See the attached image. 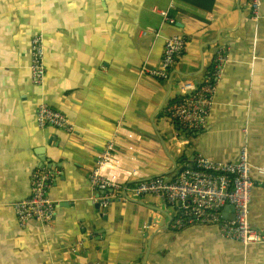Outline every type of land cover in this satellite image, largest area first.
<instances>
[{
	"label": "crops",
	"instance_id": "obj_1",
	"mask_svg": "<svg viewBox=\"0 0 264 264\" xmlns=\"http://www.w3.org/2000/svg\"><path fill=\"white\" fill-rule=\"evenodd\" d=\"M186 1L188 11L171 0H0V264H264V244L244 248L215 226L177 231L176 212L162 200L103 206L89 186L96 155L112 140L107 174L117 180H174L194 154L234 162L242 146L264 167V0L257 24L247 22L244 0ZM147 28L157 36L140 37ZM33 34L45 48L41 87L30 82ZM175 35L187 38L185 49L158 81L148 71ZM220 47L230 56L207 128L179 131L163 109L182 97L179 83L201 80ZM42 103L75 131L39 128ZM123 117L126 132L114 137ZM144 137L160 148L142 145ZM42 167L53 175L54 222L20 227L11 205ZM250 222L264 232V188L253 191Z\"/></svg>",
	"mask_w": 264,
	"mask_h": 264
},
{
	"label": "built area",
	"instance_id": "obj_2",
	"mask_svg": "<svg viewBox=\"0 0 264 264\" xmlns=\"http://www.w3.org/2000/svg\"><path fill=\"white\" fill-rule=\"evenodd\" d=\"M244 2L248 10L247 22L257 24L261 18L262 0ZM175 4L183 11H188L191 6L186 0H171L170 8ZM159 14L164 21L173 22L168 18L167 11ZM149 33L156 36L158 34L154 29L147 28L141 31L140 37ZM186 43L187 38L183 35L168 38L158 66L149 70L148 75L158 81H166L170 70L181 58ZM29 56L31 85L41 87L46 75L45 48L41 34L31 36ZM229 56L227 47L218 48L210 67L198 83H179L182 97L163 109L165 117L179 131L200 133L207 128L217 84L222 78ZM35 118L39 128L50 127L68 133L75 131L74 124L63 113L47 104L37 106ZM124 121L123 117L116 125L114 137L126 132ZM140 143L152 149L160 148L155 141L145 137ZM114 152V141H108L96 155L95 165L88 176L89 186L94 195L97 194L94 199L99 200L103 206L114 200L129 201L152 197L162 200L168 208L176 212L174 228L177 231L189 226H215L224 238L237 241L244 248L264 244V233H259L251 226L248 216L253 189L257 186L264 187V167L251 163L246 146L240 148L234 162L214 161L196 153L190 166L170 181L156 178L144 182H130L110 177L107 170L112 165ZM140 158L147 162L152 160L147 154H141ZM52 180L53 175L44 167L31 174L28 195L11 205L20 227L30 221L44 226L53 224L56 204L49 196ZM229 207L233 209L225 211ZM83 243L78 242V245L82 246Z\"/></svg>",
	"mask_w": 264,
	"mask_h": 264
},
{
	"label": "rangeland",
	"instance_id": "obj_3",
	"mask_svg": "<svg viewBox=\"0 0 264 264\" xmlns=\"http://www.w3.org/2000/svg\"><path fill=\"white\" fill-rule=\"evenodd\" d=\"M154 35V34H153ZM154 36H156V35H154ZM189 166H190V164H189ZM186 168V167H185ZM184 168V169H185ZM188 168V167H187ZM257 187H259V186H257ZM257 187H255V188H257ZM255 188L253 189V191L255 190ZM261 188H264V187H261ZM253 195V194H252ZM251 201H252V198H251ZM250 205H251V203H250ZM250 205H249V214H248V216H249V222H250ZM250 224H251V226L252 227H254V229H256L259 233H264L263 231H259L251 222H250Z\"/></svg>",
	"mask_w": 264,
	"mask_h": 264
},
{
	"label": "water",
	"instance_id": "obj_4",
	"mask_svg": "<svg viewBox=\"0 0 264 264\" xmlns=\"http://www.w3.org/2000/svg\"><path fill=\"white\" fill-rule=\"evenodd\" d=\"M170 134H172V132L170 133V132H168L167 134H165V136H167V135H170ZM182 171H180V173H181ZM99 206V205H98ZM233 208L232 207H229V210H232ZM145 263V262H144ZM143 263V264H144Z\"/></svg>",
	"mask_w": 264,
	"mask_h": 264
}]
</instances>
